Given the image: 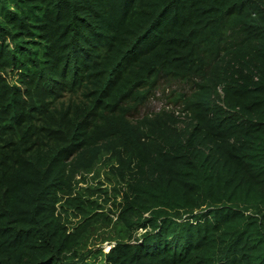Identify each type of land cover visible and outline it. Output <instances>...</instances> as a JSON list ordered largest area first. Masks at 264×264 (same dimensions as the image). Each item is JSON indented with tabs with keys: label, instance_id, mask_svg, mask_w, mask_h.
<instances>
[{
	"label": "trees",
	"instance_id": "1",
	"mask_svg": "<svg viewBox=\"0 0 264 264\" xmlns=\"http://www.w3.org/2000/svg\"><path fill=\"white\" fill-rule=\"evenodd\" d=\"M0 264H264V0H0Z\"/></svg>",
	"mask_w": 264,
	"mask_h": 264
},
{
	"label": "rangeland",
	"instance_id": "2",
	"mask_svg": "<svg viewBox=\"0 0 264 264\" xmlns=\"http://www.w3.org/2000/svg\"><path fill=\"white\" fill-rule=\"evenodd\" d=\"M162 88H164V86L159 85L157 87V91L155 92V95L148 101L146 102L145 106L143 107V109L140 111L139 115L142 116L144 113L146 112H155V111H159L160 109L166 107V109L168 111H172L174 110V112H178V114H180L181 112V106L180 105H174L173 101V97L175 95H171L172 91H177L181 90V88H183L182 84H174L172 87H167L165 89L164 92H162ZM170 91V92H169ZM183 117V115H182ZM133 120L135 119V116H133L132 118ZM185 119V118H184ZM82 185V187H89V186H95L98 185V180H92V178L89 176L87 179V183L86 184H80ZM96 198V197H94ZM97 199V198H96ZM100 203L103 202V200H99ZM110 206V203L107 202L105 204V207ZM74 219V218H71ZM72 223H77L76 220H72ZM143 231L139 230L137 236L139 235V233H142ZM112 246V244H103L101 245H95L93 247V249H97L98 247H100L102 249L103 252H107L110 247Z\"/></svg>",
	"mask_w": 264,
	"mask_h": 264
},
{
	"label": "clouds",
	"instance_id": "3",
	"mask_svg": "<svg viewBox=\"0 0 264 264\" xmlns=\"http://www.w3.org/2000/svg\"><path fill=\"white\" fill-rule=\"evenodd\" d=\"M164 109L167 110L166 107H164ZM155 112H158V111H155ZM171 113H173L175 116L180 115L182 117V115H183L182 112H180V114H178V112L176 113V112H174V110H172Z\"/></svg>",
	"mask_w": 264,
	"mask_h": 264
}]
</instances>
